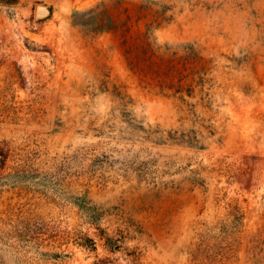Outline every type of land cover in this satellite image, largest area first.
Wrapping results in <instances>:
<instances>
[{"label": "rangeland", "instance_id": "1", "mask_svg": "<svg viewBox=\"0 0 264 264\" xmlns=\"http://www.w3.org/2000/svg\"><path fill=\"white\" fill-rule=\"evenodd\" d=\"M0 143V264H264V0H0Z\"/></svg>", "mask_w": 264, "mask_h": 264}, {"label": "trees", "instance_id": "2", "mask_svg": "<svg viewBox=\"0 0 264 264\" xmlns=\"http://www.w3.org/2000/svg\"><path fill=\"white\" fill-rule=\"evenodd\" d=\"M0 143V167L5 164L8 156L10 155V149L6 146L5 143Z\"/></svg>", "mask_w": 264, "mask_h": 264}, {"label": "water", "instance_id": "3", "mask_svg": "<svg viewBox=\"0 0 264 264\" xmlns=\"http://www.w3.org/2000/svg\"><path fill=\"white\" fill-rule=\"evenodd\" d=\"M48 12L47 7L43 6V5H38L36 8V15L37 16H43L46 15Z\"/></svg>", "mask_w": 264, "mask_h": 264}]
</instances>
